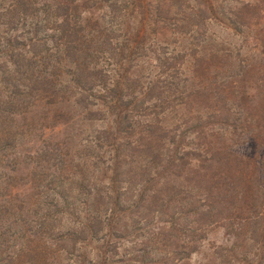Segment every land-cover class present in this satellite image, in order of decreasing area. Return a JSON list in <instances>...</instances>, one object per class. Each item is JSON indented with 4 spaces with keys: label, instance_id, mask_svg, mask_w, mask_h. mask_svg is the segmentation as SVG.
<instances>
[{
    "label": "trees",
    "instance_id": "obj_1",
    "mask_svg": "<svg viewBox=\"0 0 264 264\" xmlns=\"http://www.w3.org/2000/svg\"><path fill=\"white\" fill-rule=\"evenodd\" d=\"M88 2L0 0V264L71 256L74 264H105L108 240L101 256L77 252L102 233L123 238L113 230L121 215L142 223L135 231L143 254L155 235L145 221L150 214L168 219L157 231L186 240L180 250L162 241L161 264L187 259L205 229L223 223L234 234L245 227L251 248L263 252L264 85L255 103L242 102L228 80L194 88L184 77L185 55L160 45L150 51L141 32L113 23L110 10L102 23L84 17L95 5ZM122 2L130 18L140 9L141 0ZM252 7L264 19V0ZM148 60L153 71L143 75L139 66ZM182 108L187 113L168 123ZM76 124L98 128L85 133ZM65 127L66 136L55 139ZM227 141L252 146L253 155L237 157ZM28 164L51 173L14 181ZM22 188L33 193L17 201ZM74 192L84 197L76 206Z\"/></svg>",
    "mask_w": 264,
    "mask_h": 264
},
{
    "label": "rangeland",
    "instance_id": "obj_2",
    "mask_svg": "<svg viewBox=\"0 0 264 264\" xmlns=\"http://www.w3.org/2000/svg\"><path fill=\"white\" fill-rule=\"evenodd\" d=\"M82 1L79 0V3ZM90 1L92 2H88L87 5L92 6L94 3L95 5L84 13V17L102 23L106 21L105 17L110 10L115 16L113 23L116 26L123 25H119L122 29L126 27L141 32L145 46H149L150 51L159 50L160 45L167 53L185 55L184 77L194 88L201 84L212 88L228 80L242 93V102L255 103L258 99L259 83L264 85V19L254 18L257 17V13L252 6L256 2L259 3V0H141L140 9L138 12L136 9L135 15L131 18L126 11L122 12L124 6L122 0L117 2L114 0L116 4L113 2L105 4L102 2L105 0ZM209 6L212 8L209 9ZM233 23L237 28L232 26ZM192 56L201 59L199 65H196V61H191ZM152 63L148 60L140 64L139 72L146 75L153 71ZM205 67H208V72L204 78L201 72ZM262 89L264 90V87ZM200 96L201 100L208 101L207 94L203 93ZM187 111V108H182L178 114L169 115L168 123L170 120L178 119L179 114H186ZM95 127L80 128L79 124H76L74 128L89 133L96 129ZM67 131L66 127L61 129L54 134V138L63 139ZM77 141L73 139L72 144L76 145ZM239 143L238 141L236 145L239 146ZM234 144L235 142L227 141L225 145L237 157L247 158L253 155L252 146L236 147ZM49 173L51 171L44 164L42 166L28 164L27 168L13 173L12 177L17 182L20 176L32 180L34 177H43ZM94 181L96 189L102 193L105 180L101 171L94 173ZM22 190H20L22 194L18 192L16 195L17 201L27 199L33 193L29 189ZM70 196L75 206L84 201V197L78 193L74 192ZM101 202V198L97 199L98 205H101ZM143 215L145 216V212ZM145 221L149 225L152 224L151 230L155 235L150 237L151 240L154 238L153 244L145 248L144 254L142 253L144 247L140 243L141 234L135 231V228L143 226L142 223L134 225L131 223V217L121 215L115 217L116 226L113 230L121 233L123 238L117 240L112 233L108 237L102 233L99 236L101 239L99 243L81 245L77 252L78 257L81 259L84 256L89 259L101 256V251L97 250L101 243L103 247V241L108 240L111 244L109 250H112L104 255L105 264H161L160 255L165 251L160 246L162 241L166 245L176 247L177 250L186 247L187 242L184 238L177 236L172 239L167 237L166 230H156L164 227L163 223L168 221L166 216L151 217L150 214L145 217ZM223 224L224 226L221 224L205 229L204 238L197 242L195 251L187 259L181 262L174 260L171 264H257L260 260L264 264V251L260 253L251 248L244 234L245 227L241 226L239 234L238 232L234 234L228 223ZM179 228L182 229V224H179ZM152 247H155V250H152ZM74 259L73 256L68 259L60 258L57 264H74Z\"/></svg>",
    "mask_w": 264,
    "mask_h": 264
}]
</instances>
